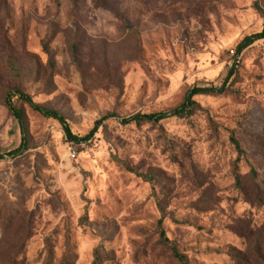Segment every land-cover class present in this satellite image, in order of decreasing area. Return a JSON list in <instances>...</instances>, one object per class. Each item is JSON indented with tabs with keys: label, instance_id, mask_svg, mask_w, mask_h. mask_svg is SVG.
<instances>
[{
	"label": "rangeland",
	"instance_id": "rangeland-1",
	"mask_svg": "<svg viewBox=\"0 0 264 264\" xmlns=\"http://www.w3.org/2000/svg\"><path fill=\"white\" fill-rule=\"evenodd\" d=\"M263 26L264 0H0V152L8 95L27 139L0 160V264H264V39L234 57ZM230 71L190 115L123 121Z\"/></svg>",
	"mask_w": 264,
	"mask_h": 264
},
{
	"label": "trees",
	"instance_id": "trees-1",
	"mask_svg": "<svg viewBox=\"0 0 264 264\" xmlns=\"http://www.w3.org/2000/svg\"><path fill=\"white\" fill-rule=\"evenodd\" d=\"M264 39V26L262 27L261 30L245 35L236 45L234 57H237L241 54V52L246 49L247 47L251 46L254 42ZM231 75V71L228 73V75L222 80L221 84L215 85L213 83H207V84H195L193 85L187 92L185 100L180 104L179 106L173 108L172 110L165 111V112H159V113H147V114H141V113H136L132 116H129L125 118L123 121L124 122H130V121H139V120H160L169 116H175L178 118H183L187 115H190L193 112V109L198 105L197 102L193 99V97L197 94H206V93H212V92H221L225 89L226 82L228 80V77ZM13 94L18 95L21 99L26 101L34 110L39 112L40 114L46 116V117H51L56 120H58L64 129L65 135L67 139L73 143H80V142H85L88 139H90L95 130L96 126L90 130L87 134L79 136L74 134L68 123L66 122V119L63 115H61L58 111L54 109H50L44 106L37 105L34 103L31 99V97L22 92L21 90L15 89L12 92ZM11 94V93H10ZM11 95H8L7 97V105L13 116L17 119L19 125H20V131H21V139L20 143L18 144L17 147L8 150L6 152H0V160L3 159L4 157H14L18 154H20L23 150L26 149L27 147V139L25 135V128L23 124V114L22 111L16 107L13 102L10 99ZM236 149L239 150V145L236 140H233ZM240 151V150H239ZM238 181V180H237ZM239 182V181H238ZM160 238L163 241H167V238L164 236V231L161 229L160 230ZM173 254L175 257L182 263V264H189L188 260L186 257L178 252V250L175 247H172Z\"/></svg>",
	"mask_w": 264,
	"mask_h": 264
}]
</instances>
